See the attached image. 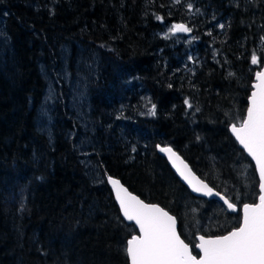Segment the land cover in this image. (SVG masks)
<instances>
[{"label": "trees", "instance_id": "trees-1", "mask_svg": "<svg viewBox=\"0 0 264 264\" xmlns=\"http://www.w3.org/2000/svg\"><path fill=\"white\" fill-rule=\"evenodd\" d=\"M233 1L0 0V264H128L126 241L136 229L121 218L106 175L172 214L196 256L198 234L238 227L240 206L256 201L258 182L228 125L243 120L264 64V0ZM170 22L194 30V67L161 35ZM213 48L228 61L220 63ZM66 49L90 61L94 153L77 149L64 85L50 133L35 124L41 72ZM157 145L174 149L237 212L192 196ZM86 154L94 169L81 160Z\"/></svg>", "mask_w": 264, "mask_h": 264}, {"label": "snow or ice", "instance_id": "snow-or-ice-1", "mask_svg": "<svg viewBox=\"0 0 264 264\" xmlns=\"http://www.w3.org/2000/svg\"><path fill=\"white\" fill-rule=\"evenodd\" d=\"M187 7L192 9L193 5L189 3ZM157 19L163 20V17L157 16ZM218 27L224 28L225 25L219 24ZM192 31L193 29L184 23H175L169 28L170 33ZM251 62L253 64L258 62L255 54L252 55ZM256 75L260 82L255 85L257 91L251 94L247 118L239 127L231 125V131L255 159L260 176L259 203L244 204L242 223L226 235L208 238L200 236L196 247L202 252V256L197 259L192 255L189 245L177 233L174 216L158 205L146 204L128 192L119 180L108 176L107 180L116 190L123 216L128 221H135L141 233L127 241L126 252L131 264H264V72ZM185 104L188 108L193 107L188 100H185ZM156 110L157 106L153 103L148 114L155 116ZM196 110L199 111L198 108ZM161 151L168 153L173 163L180 160L170 146L161 148ZM180 164L183 166L182 169L178 166L180 175L193 185L195 192L220 197L228 209H236V204L230 202L220 192H214L203 181H199L200 186L193 184L192 179L183 170L188 169V166L182 160ZM188 171L190 173V170Z\"/></svg>", "mask_w": 264, "mask_h": 264}, {"label": "rangeland", "instance_id": "rangeland-1", "mask_svg": "<svg viewBox=\"0 0 264 264\" xmlns=\"http://www.w3.org/2000/svg\"><path fill=\"white\" fill-rule=\"evenodd\" d=\"M177 2V0H175ZM180 2L183 0H179ZM263 1V0H257ZM234 4H237L239 1H233ZM188 8V7H187ZM197 3L193 5L192 9H189V12L197 13ZM202 12V11H201ZM183 23V22H170L164 25L161 35L169 41L172 45L180 46L182 51L181 60L191 62L193 67L195 66V61H193V56L195 55V49L197 45V40L194 34V30L191 33H170L169 28L172 24ZM219 23V22H218ZM218 23L216 25H218ZM202 34L208 31L204 27H201ZM262 41V40H261ZM261 46V43H260ZM217 52V53H216ZM81 51H78L76 56H71V53L66 49L58 63H52L48 69L44 68V71L41 72L45 80V88L43 97L40 105L36 109L35 124L36 127L47 135L50 133V124L52 122V110L54 101L59 97L66 98V106L72 111L74 120L78 122V127L76 129L75 137L78 143L77 149L81 152L88 150L90 147L91 152L94 153V144L92 137H89L93 133V121L91 117V108H90V99L87 94V83L88 76L85 70L90 66V61L83 60L81 57ZM214 57L219 54V51L213 48L211 52ZM191 57V59H190ZM72 58V60H71ZM219 58L217 59L220 63H226V58L220 53ZM178 59V57H177ZM198 64V63H196ZM59 77L63 78L65 82H60ZM61 85H64V96L58 95L59 91L63 89ZM142 100L144 102L150 101V94H143ZM71 116V115H70ZM99 119V118H98ZM96 124H100V119ZM83 161L86 162V168H93L91 159L89 155L86 154L82 157ZM237 200V199H235ZM199 226V224H198ZM206 223L201 224L200 228L205 229Z\"/></svg>", "mask_w": 264, "mask_h": 264}, {"label": "water", "instance_id": "water-1", "mask_svg": "<svg viewBox=\"0 0 264 264\" xmlns=\"http://www.w3.org/2000/svg\"><path fill=\"white\" fill-rule=\"evenodd\" d=\"M259 72H264V64H263V66L259 69V70H257L255 73H254V76H253V82L251 83V90L249 91V96L247 97V107H246V110H245V115H244V117H243V120L241 121V123L247 118V109H248V107L250 106V103H251V101H250V97H251V94H252V92H254V91H257V88L255 87V85H257L260 81H259V78L257 77V73H259ZM240 123V124H241ZM234 123H230L229 125H228V132H229V134L232 136V138L235 140V142H236V144L238 145V147L243 151V153L250 159V161H251V163H252V165H253V167H254V170H255V173H256V177H257V182H258V185H257V190H258V196H257V198H256V201L254 202V203H259V195H260V187H259V184H260V176H259V170H258V167L256 166V162H255V159L247 152V150L244 148V146L242 145V144H240L239 143V140L237 139V137H236V135H235V133H233L232 131H231V125H233ZM240 124H235L237 127H239L240 126ZM164 147H169L168 145L167 146H160V145H157L156 146V152H157V154L158 155H160L161 157H163L164 158V160L166 161V163H167V165L170 167V169L172 170V172L174 173V175L178 178V180L181 182V184L183 185V186H185V188L190 192V194L192 195V196H194V197H196V198H202V199H205V200H213V201H217L218 203H221L222 205H224L225 206V208L227 209V211L229 212V213H235V212H237V207H236V209L235 210H232V209H228L227 208V205L224 203V201L220 198V197H217V196H215V195H213V196H206V195H204L203 193H197V192H195L194 191V189H193V185L192 184H189L188 183V181L187 180H185L184 179V177L183 176H181L180 175V171L178 170V166H180V168L182 169L183 168V166L180 164V160H182L183 161V163L184 164H186L187 166H188V169H183L184 171H185V174L186 175H189V178L190 179H192V181H193V184H196L197 186H200L199 185V181H203L202 179H200L194 172H193V170L190 168V166L188 165V163L178 154V156L180 157V160H177L175 163H173V161H172V159H170L169 158V154L168 153H166V152H163V151H161V148H164ZM188 170H190V173H189V171ZM108 177V176H107ZM107 177H106V184L108 185V187H109V189H110V191H111V193H112V196H113V198H114V201H115V203H116V205H117V208H118V211H119V214H120V216H121V218L123 219V221L125 222V223H127V224H132L133 226H134V228L136 229V234H133L132 236H134V235H141V233H140V231H139V226L135 223V221H128L124 216H123V212H122V210H121V207H120V204H119V200L117 199V195H116V190H115V188H114V186L107 180ZM113 179H117V180H119L118 178H115V177H112ZM120 181V180H119ZM204 182V184H207L205 181H203ZM120 183H121V181H120ZM121 185L124 187V188H126L127 189V187L125 186V185H123L122 183H121ZM209 187H211L209 184H207ZM212 188V187H211ZM213 189V188H212ZM128 190V189H127ZM214 190V192H218V191H216L215 189H213ZM128 192H130L129 190H128ZM132 195H134V196H137L136 194H134V193H132V192H130ZM222 196H224L223 194H221ZM137 197H139V196H137ZM225 197V196H224ZM140 198V197H139ZM227 198V197H226ZM141 199V198H140ZM228 199V198H227ZM142 200V199H141ZM229 200V199H228ZM144 201V200H143ZM145 202V201H144ZM146 204H154V205H158V204H155V203H148V202H145ZM244 204H249V203H244ZM244 204H242L241 206H240V214H241V220H240V224L242 223V217H243V205ZM251 204H253V203H251ZM159 206V205H158ZM159 207H161V206H159ZM162 208V207H161ZM165 210V209H164ZM166 211V210H165ZM170 214V213H169ZM170 215H172V214H170ZM173 216V215H172ZM240 224L238 225V227L240 226ZM176 229H177V233L179 234V232H178V224H177V221H176ZM231 231V230H230ZM228 233V232H227ZM226 233V234H227ZM226 234H224V235H226ZM132 236L129 238V239H127V241L128 240H130L131 238H132ZM200 236H202V235H197L196 236V244H195V246H194V248H195V250H196V252H197V256L196 255H194L193 253H192V255H194V256H196L197 257V259H199L201 256H202V252L196 247V245L199 243V237ZM222 236V235H221ZM206 238H208L207 236H205ZM212 237H216V236H212ZM181 238V237H180ZM182 239V238H181ZM183 240V239H182ZM127 241H126V247H127ZM185 242V241H184ZM186 243V242H185ZM187 244V243H186ZM189 247H190V245H189ZM126 249V248H125ZM190 249H191V247H190ZM192 251V250H191ZM126 255H127V258H128V264H131V260H130V257L128 256V254H127V252H126Z\"/></svg>", "mask_w": 264, "mask_h": 264}, {"label": "bare ground", "instance_id": "bare-ground-1", "mask_svg": "<svg viewBox=\"0 0 264 264\" xmlns=\"http://www.w3.org/2000/svg\"><path fill=\"white\" fill-rule=\"evenodd\" d=\"M107 176H111V175H106V177H107ZM111 177H113V176H111ZM198 235H199V234H198ZM200 235H201V234H200ZM203 236H204V235H203ZM180 237H181V236H180ZM207 237H212V236H207ZM188 245H189V244H188Z\"/></svg>", "mask_w": 264, "mask_h": 264}]
</instances>
